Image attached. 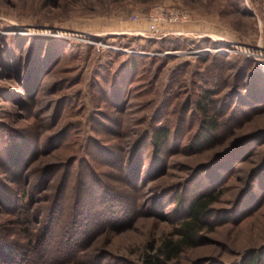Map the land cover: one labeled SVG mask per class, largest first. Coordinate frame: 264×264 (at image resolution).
Returning <instances> with one entry per match:
<instances>
[{"label": "rangeland", "instance_id": "rangeland-1", "mask_svg": "<svg viewBox=\"0 0 264 264\" xmlns=\"http://www.w3.org/2000/svg\"><path fill=\"white\" fill-rule=\"evenodd\" d=\"M156 7L190 20L151 32ZM254 86L264 91V0H0V184L33 200L31 230L49 228L42 261L145 264L210 191L194 245L160 264H245L264 251V102L244 96ZM205 90L226 125L192 150ZM160 125L170 134L153 161ZM6 211L8 255L28 237ZM17 254L4 263L26 264Z\"/></svg>", "mask_w": 264, "mask_h": 264}, {"label": "trees", "instance_id": "trees-1", "mask_svg": "<svg viewBox=\"0 0 264 264\" xmlns=\"http://www.w3.org/2000/svg\"><path fill=\"white\" fill-rule=\"evenodd\" d=\"M214 94L215 93H213V91L205 90L201 93L200 98L196 102L198 110L199 112H201L202 117L200 119L199 127L196 134L188 143V147H190V149L192 150L197 148L201 149L205 145L215 141V139L219 137L218 134L221 128L226 125L225 123H220L218 119V113L214 111L215 101L211 98ZM238 95L241 96L240 94ZM244 96H246V98H250L251 101L264 102V99L260 101L261 98H259V96L264 97V91L259 87H251V91L245 93ZM243 100L244 99H242V101ZM169 134L170 128L166 125H160L154 129L150 140L153 148V161L157 160L158 154L164 146ZM220 157H223V155L219 156V158ZM54 170L55 169H52L50 171V169L47 168L43 169L42 172L40 171L41 180L36 183L34 187V193L36 191H39L40 188H42L43 186H45V183L47 181L49 182V180L55 174ZM66 173H64L63 177L61 178V182L58 186L54 198L51 201V206L49 208V217L47 221L51 226H54L56 224L55 217L58 215L62 208L61 202L64 199L63 194L67 186V181L69 179V174L67 175ZM29 199L30 198H28V201L24 205L19 204L20 202L18 200V197H16L14 193L9 192L6 186L0 184V204L3 205L6 210H8L6 211V214H10L15 217V223L11 222L10 224H22L21 228L23 227V230L28 237L26 241L27 244L25 245H22L18 242L16 243L15 241H9L8 243H6L9 253L8 255H5L2 248L4 246L3 244H0V264H5L4 262H6L7 260L6 257H9L10 255H18L17 253H22L23 261H25L26 264H32L34 262H36V264H40V261L43 260L44 254L42 253V249H46L45 246L48 241L47 238L49 228H42V231L40 233L37 232V234L34 230H31L29 223L30 221H32V219H34V216H32L31 213L35 212L36 209H31L30 203L33 200L31 201ZM213 200V191H210L208 193H200L196 198L191 200V202H189L187 206V217L181 220L180 225L178 227L179 238L176 240L164 241L161 248L158 249V253L152 254L151 256H146V259L144 260L145 264H160V260H162L163 258L166 260L173 259L177 256L180 251H182L183 248L194 245V237L203 228V218L207 216L209 217L212 211L210 205ZM59 217L60 216H58V218ZM38 218L39 217H37V220ZM33 221L36 222L35 220ZM3 232L2 235L0 234V243H5L7 241L4 237L6 236V234H4ZM245 258L247 259L244 262L245 264H264V251L261 249L250 250L246 254ZM42 264L48 263L43 262Z\"/></svg>", "mask_w": 264, "mask_h": 264}, {"label": "built area", "instance_id": "built-area-1", "mask_svg": "<svg viewBox=\"0 0 264 264\" xmlns=\"http://www.w3.org/2000/svg\"><path fill=\"white\" fill-rule=\"evenodd\" d=\"M190 20L188 12L178 8L156 7L149 13V31L157 32L162 23H185Z\"/></svg>", "mask_w": 264, "mask_h": 264}]
</instances>
